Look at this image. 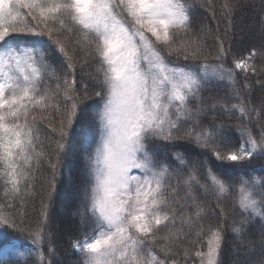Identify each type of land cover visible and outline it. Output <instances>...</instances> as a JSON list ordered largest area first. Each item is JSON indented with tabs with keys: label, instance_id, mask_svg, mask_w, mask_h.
I'll return each mask as SVG.
<instances>
[{
	"label": "snow or ice",
	"instance_id": "obj_1",
	"mask_svg": "<svg viewBox=\"0 0 264 264\" xmlns=\"http://www.w3.org/2000/svg\"><path fill=\"white\" fill-rule=\"evenodd\" d=\"M222 7L230 16L238 0H225ZM194 8L190 0H0V186L5 196L15 198L31 186L34 170L46 156L39 125L53 112L59 137L55 162L49 160L53 174L41 202L42 221L25 228L0 207V231L12 229L43 247L49 212L59 195L57 168L75 153L76 128L87 120L98 129L99 139L94 151L87 152L78 187L82 230L72 248L79 264H177L173 249L193 229L199 264H222L225 227L220 222L205 225L210 210L198 200L199 191L218 200L232 198V214L239 216L231 224L238 249L254 250L245 241L260 224L258 243L264 253V164L233 179L208 160L189 166L186 157L195 146L221 165L243 168L264 159V132L258 140L244 128L247 139L234 142L231 125L213 115H250L254 109L239 93H234L237 103L209 102L203 96L219 86L216 81L234 83V70L208 63L200 36L193 33ZM77 49L85 54V63L97 64L94 95L100 107L91 117L81 107L90 98L87 86L83 95L77 94L70 55ZM226 55L221 41L215 59ZM171 57L185 63H173ZM234 66L256 71L247 57ZM160 149H173L171 159L167 153L161 158ZM220 215H226L223 209ZM36 251L32 264H51L40 248ZM52 251L49 247L48 254ZM184 256H189L187 249Z\"/></svg>",
	"mask_w": 264,
	"mask_h": 264
},
{
	"label": "trees",
	"instance_id": "obj_2",
	"mask_svg": "<svg viewBox=\"0 0 264 264\" xmlns=\"http://www.w3.org/2000/svg\"><path fill=\"white\" fill-rule=\"evenodd\" d=\"M195 5L193 12V33L198 34L203 45V50L207 56L210 65H218L223 63L225 68L234 70V83L229 81L214 82L219 86L213 87L211 91L203 93V96L209 102L212 100H221L230 103H237L234 98V93L238 92L250 108L254 109L248 116L240 117L236 112L234 115L228 116L223 112L214 113L217 121H224L231 125L230 135L234 142H243L247 139L246 135L242 136V131L247 128L253 136L258 140L262 132H264V0H238V8L232 15H226L222 5L225 0H190ZM205 30L200 31L201 28ZM219 38V39H217ZM223 42L227 55L223 60L215 59L220 42ZM75 47V46H73ZM253 53H255L253 55ZM70 55L73 56L75 66V75L78 81L77 94L83 95V89L87 86L89 99L82 102L81 107L85 108L88 116L91 117L99 110V98L94 95L98 90V77L96 74L97 64L91 60L85 63V54L78 49L70 50ZM248 58V63L252 64L256 71H243L235 69L234 61L242 58ZM173 63H185L177 61L175 57L170 58ZM63 60V57H60ZM188 63H193L188 61ZM59 61H53V66H58ZM67 64V61H64ZM65 67V72H67ZM64 75V72H60ZM54 87V83H53ZM61 102L63 100L61 98ZM196 102L194 101L193 104ZM58 116L53 112L48 120L40 123L41 129L40 138L43 143L46 156L41 160L40 165L34 170V179L31 181V186L25 189L20 196L12 198L10 195L5 196L3 186H0V207L6 213L16 216L17 220H22V227L29 226L35 228L37 223L42 221L41 202L43 194L48 188V181L52 178V169L49 166V160L55 162V155L52 154L56 146V141L59 138L55 129ZM206 122L211 120V116L205 118ZM51 124V127L49 125ZM76 127V126H74ZM99 139L98 129L91 125L87 120L81 121L76 128V151L70 160H65L57 168L56 186L59 189V195L54 200L46 225V238L43 247L35 245L28 239L27 235L9 229L7 232L0 231V264H4L7 260H19L21 264L27 261L32 264V261L38 257L37 248L45 253V259L50 260L51 264H79L80 257L72 248V243L78 238L81 230V217L74 214L76 208L80 206L82 193L76 195L81 181L82 173H85L88 165L86 159L88 151H94L95 141ZM89 141H92L91 147ZM157 144H163V141H156ZM171 151L173 149H160L159 155L161 158L167 153L171 159ZM189 161V166L192 164L208 160L209 164L217 167L220 172L226 174V177L236 179L245 174L247 169L264 164V159H254L251 164L245 163L243 168L232 167L230 163L220 164L212 157L203 154L202 150L191 146V150L186 153ZM172 168H177L176 163L172 164ZM135 174H140L138 170H133ZM184 174H187V169H184ZM71 178V179H69ZM175 185V179L172 180ZM66 199V204H63V197ZM183 196L184 192L181 191ZM199 201L204 202L205 207L210 210L208 219L204 221L205 225L209 222H220L224 224L226 243L223 247L221 255L222 264H236L237 260L243 262L248 260L249 264H260L264 259V253L259 248L261 225L255 224L250 230L245 243L252 242L255 245L254 250L249 251L247 248L238 249L239 241L234 237L231 230L233 219H238V213L234 217L232 214L233 200L231 197L217 199L215 194L204 193L199 191L196 193ZM11 205V207H9ZM59 207L63 208L64 218L59 214ZM223 209L225 216H221ZM179 224V221H177ZM188 229H185L187 232ZM187 239H181L178 247L173 251L177 254L175 258L177 264H199L198 259L194 256L197 250L194 246L196 242L195 232ZM49 247L52 254L49 255ZM189 251V256H184L185 250ZM239 251V255L237 252ZM161 259H165L164 254L158 251Z\"/></svg>",
	"mask_w": 264,
	"mask_h": 264
},
{
	"label": "rangeland",
	"instance_id": "obj_3",
	"mask_svg": "<svg viewBox=\"0 0 264 264\" xmlns=\"http://www.w3.org/2000/svg\"><path fill=\"white\" fill-rule=\"evenodd\" d=\"M135 173V172H134ZM76 192V195L78 194H81L80 192H78V189L75 191ZM65 197H64V195H63V197H62V199H63V204H66L67 202H66V199H64ZM79 208V207H78ZM78 208H76V210L74 211V214H77V215H79L78 214ZM59 214H60V216H61V218H64V212H63V208L62 207H59Z\"/></svg>",
	"mask_w": 264,
	"mask_h": 264
}]
</instances>
